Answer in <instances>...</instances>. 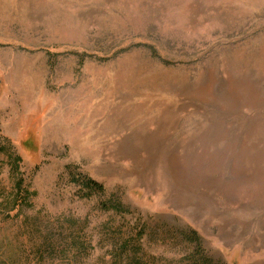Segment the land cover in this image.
<instances>
[{"label": "rangeland", "instance_id": "obj_1", "mask_svg": "<svg viewBox=\"0 0 264 264\" xmlns=\"http://www.w3.org/2000/svg\"><path fill=\"white\" fill-rule=\"evenodd\" d=\"M0 147V264H264V0H0Z\"/></svg>", "mask_w": 264, "mask_h": 264}, {"label": "trees", "instance_id": "obj_2", "mask_svg": "<svg viewBox=\"0 0 264 264\" xmlns=\"http://www.w3.org/2000/svg\"><path fill=\"white\" fill-rule=\"evenodd\" d=\"M6 152L3 148L0 147V153ZM9 163L11 166L12 174L19 175L21 158L19 156L9 157ZM73 182L80 184L82 186V190L84 191L86 197L93 196L94 194H104L105 188L102 184L97 181L88 178V177H74ZM25 181L20 178L15 182V198L17 205H26L28 204V200L31 197V193L24 186ZM101 208L105 211H113L117 214H122L125 211V207L118 200L112 198L109 201L102 203ZM184 239L189 242L192 246H194V251L190 254V256L185 260L187 264H215L211 258H209L202 249V239L200 235L195 231H190L189 234L183 235ZM129 246L126 245L124 248V252H127ZM138 252L133 254L132 259L128 260V264H144L140 259L137 258Z\"/></svg>", "mask_w": 264, "mask_h": 264}]
</instances>
